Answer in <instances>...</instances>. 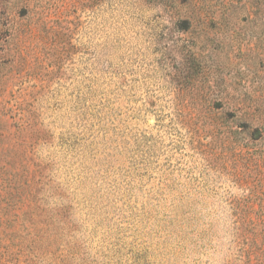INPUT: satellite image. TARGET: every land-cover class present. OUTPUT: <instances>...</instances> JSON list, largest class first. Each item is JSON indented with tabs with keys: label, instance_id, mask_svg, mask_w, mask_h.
I'll list each match as a JSON object with an SVG mask.
<instances>
[{
	"label": "rangeland",
	"instance_id": "rangeland-1",
	"mask_svg": "<svg viewBox=\"0 0 264 264\" xmlns=\"http://www.w3.org/2000/svg\"><path fill=\"white\" fill-rule=\"evenodd\" d=\"M0 264H264V0H0Z\"/></svg>",
	"mask_w": 264,
	"mask_h": 264
},
{
	"label": "trees",
	"instance_id": "trees-1",
	"mask_svg": "<svg viewBox=\"0 0 264 264\" xmlns=\"http://www.w3.org/2000/svg\"><path fill=\"white\" fill-rule=\"evenodd\" d=\"M29 184V183H28Z\"/></svg>",
	"mask_w": 264,
	"mask_h": 264
}]
</instances>
